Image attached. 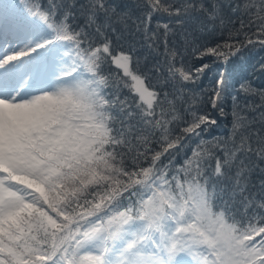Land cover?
I'll list each match as a JSON object with an SVG mask.
<instances>
[{
  "label": "snow or ice",
  "instance_id": "obj_1",
  "mask_svg": "<svg viewBox=\"0 0 264 264\" xmlns=\"http://www.w3.org/2000/svg\"><path fill=\"white\" fill-rule=\"evenodd\" d=\"M134 9L0 0V264H264V91L251 112L237 93L208 144L230 74L207 99L197 83L208 60L264 50V0ZM160 15L219 32L193 48L199 66L169 23L152 28Z\"/></svg>",
  "mask_w": 264,
  "mask_h": 264
},
{
  "label": "trees",
  "instance_id": "obj_2",
  "mask_svg": "<svg viewBox=\"0 0 264 264\" xmlns=\"http://www.w3.org/2000/svg\"><path fill=\"white\" fill-rule=\"evenodd\" d=\"M169 3L181 4L184 0H168ZM116 3L120 4L123 8L135 11V0H116ZM139 14V13H137ZM157 21L162 25L163 23H169L174 29L175 35L172 37L173 41L181 46V50L184 52V59L186 65L190 67L199 66V61L193 54V48L199 44L205 43L209 39H219V32L214 37H209L206 31L199 29L200 22L193 18L189 20L187 24L182 28L180 25L173 22L167 15H160L152 21V28L157 27ZM193 25L196 26L197 31L194 37H190L189 43H185L183 40V32L185 29L191 32ZM125 44H135L136 48L144 56L148 55L147 50L143 47L142 36L136 33H125ZM194 40L195 43L191 41ZM151 59V58H149ZM210 67L205 71L204 75L197 82L199 85L198 92L203 94L207 99L213 87V80L218 72L227 71L229 76V82L231 87L227 89L224 98V109L228 113L227 116H222L221 124L209 126V129L203 133V139L208 144L216 143V139H223L231 129V110L233 108L234 96L239 93L237 103L241 109L251 112L252 108L259 106L262 103L260 92L264 91V50H261L259 46L245 50L241 55L234 57L230 63L223 64L221 61L208 60L206 61ZM250 86L252 91L245 93L241 89V85ZM210 111V109H209ZM214 116V114L212 113ZM195 139V138H194ZM264 167V165H262ZM252 179L254 182L259 180V172L253 174Z\"/></svg>",
  "mask_w": 264,
  "mask_h": 264
},
{
  "label": "rangeland",
  "instance_id": "obj_3",
  "mask_svg": "<svg viewBox=\"0 0 264 264\" xmlns=\"http://www.w3.org/2000/svg\"><path fill=\"white\" fill-rule=\"evenodd\" d=\"M214 114V117L219 121V123L218 124H221V122H222V116H220L219 114H217V113H213ZM217 125V124H216Z\"/></svg>",
  "mask_w": 264,
  "mask_h": 264
}]
</instances>
